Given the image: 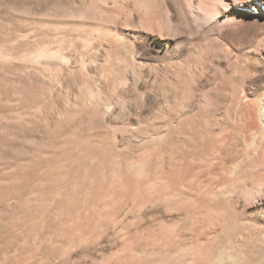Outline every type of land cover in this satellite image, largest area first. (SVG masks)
<instances>
[{
    "label": "rangeland",
    "instance_id": "374dc122",
    "mask_svg": "<svg viewBox=\"0 0 264 264\" xmlns=\"http://www.w3.org/2000/svg\"><path fill=\"white\" fill-rule=\"evenodd\" d=\"M225 1L0 0V264H118L113 171L148 161L151 104L172 80L195 114L264 34Z\"/></svg>",
    "mask_w": 264,
    "mask_h": 264
},
{
    "label": "bare ground",
    "instance_id": "6f19581e",
    "mask_svg": "<svg viewBox=\"0 0 264 264\" xmlns=\"http://www.w3.org/2000/svg\"><path fill=\"white\" fill-rule=\"evenodd\" d=\"M236 1L219 6L234 10ZM258 2L261 7L249 8L264 25V1ZM259 38L233 58L215 98L193 115L178 109L177 84L160 87L150 127L131 139L148 161L133 162L130 155L113 171L118 264H264V34ZM101 187L96 182L92 191ZM73 202L70 214L78 209ZM92 217L86 214L81 224Z\"/></svg>",
    "mask_w": 264,
    "mask_h": 264
}]
</instances>
